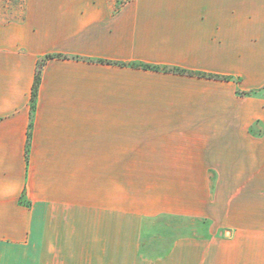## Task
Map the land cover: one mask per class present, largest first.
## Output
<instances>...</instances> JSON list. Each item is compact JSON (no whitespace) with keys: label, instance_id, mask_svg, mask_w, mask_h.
I'll list each match as a JSON object with an SVG mask.
<instances>
[{"label":"crops","instance_id":"0c3cea01","mask_svg":"<svg viewBox=\"0 0 264 264\" xmlns=\"http://www.w3.org/2000/svg\"><path fill=\"white\" fill-rule=\"evenodd\" d=\"M115 2L0 0V264H264V0Z\"/></svg>","mask_w":264,"mask_h":264},{"label":"trees","instance_id":"16d2710c","mask_svg":"<svg viewBox=\"0 0 264 264\" xmlns=\"http://www.w3.org/2000/svg\"><path fill=\"white\" fill-rule=\"evenodd\" d=\"M50 57L51 56H49V58ZM138 66H141V67H143L145 69H156V70L164 69V70H167V71H176V72H179V73H189V74H192L191 72H187V71L182 70V69H177V68H161L159 66H155V65H151V64H139ZM199 75L205 76V77H210V78L231 79V77H228V76H219V75H214V74H199ZM40 81H41V76H40V70H39V72L36 75L35 83H34V88H33V103H34V101L36 99L37 90H38ZM241 93L251 95V94H253L255 92L250 91V92H241Z\"/></svg>","mask_w":264,"mask_h":264},{"label":"rangeland","instance_id":"374dc122","mask_svg":"<svg viewBox=\"0 0 264 264\" xmlns=\"http://www.w3.org/2000/svg\"><path fill=\"white\" fill-rule=\"evenodd\" d=\"M126 1H127V0H116V2H115L116 5H115V6H116V7H119L122 3L126 2ZM258 93L264 95V89L259 90Z\"/></svg>","mask_w":264,"mask_h":264}]
</instances>
